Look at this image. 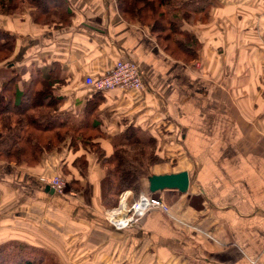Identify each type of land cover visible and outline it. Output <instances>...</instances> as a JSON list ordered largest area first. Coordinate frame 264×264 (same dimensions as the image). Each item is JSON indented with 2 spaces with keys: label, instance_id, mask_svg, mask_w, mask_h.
Wrapping results in <instances>:
<instances>
[{
  "label": "crops",
  "instance_id": "1",
  "mask_svg": "<svg viewBox=\"0 0 264 264\" xmlns=\"http://www.w3.org/2000/svg\"><path fill=\"white\" fill-rule=\"evenodd\" d=\"M65 1L64 24L37 23L30 7L0 14L15 36L0 68L20 67L19 89L31 71L49 74L52 114L70 132L34 165L0 161V245L39 247L57 264H264V0H208L207 18L184 24L200 43L187 62L113 0ZM117 58L138 63L144 88L84 84ZM128 127L154 138L161 161L147 173L186 171L188 186L153 192L166 212L114 229L101 216L100 159ZM39 175L65 178L63 194Z\"/></svg>",
  "mask_w": 264,
  "mask_h": 264
},
{
  "label": "trees",
  "instance_id": "2",
  "mask_svg": "<svg viewBox=\"0 0 264 264\" xmlns=\"http://www.w3.org/2000/svg\"><path fill=\"white\" fill-rule=\"evenodd\" d=\"M113 2L122 17L145 25L169 56L183 62L196 58L200 43L191 31L184 29V24L206 19L210 7L208 0L194 3L186 0ZM189 5L193 7L189 9ZM22 6H30L31 19L40 24H64L71 15L65 0H0V14H12ZM14 43L15 36L1 29L0 61L11 56ZM7 67L10 66L6 65L5 72L10 69ZM48 75L43 77L39 72L31 71L30 79L22 89L17 87V77L11 74L3 76L0 85V159L34 165L44 152L55 148L70 133L65 128L66 118L52 114L58 105V98L53 96ZM125 131V141L113 144L111 155L100 159L105 174L100 184L101 203L105 207L115 203L121 190L141 191L142 181L148 177L145 169L161 161L154 153V138L134 127ZM97 154L100 156L99 151ZM0 264L57 262L39 247L8 240L0 245Z\"/></svg>",
  "mask_w": 264,
  "mask_h": 264
},
{
  "label": "built area",
  "instance_id": "3",
  "mask_svg": "<svg viewBox=\"0 0 264 264\" xmlns=\"http://www.w3.org/2000/svg\"><path fill=\"white\" fill-rule=\"evenodd\" d=\"M83 82L86 86L99 92L117 87L124 89L144 88L138 63L118 58L102 75L97 77L85 76ZM38 180L57 194H61L63 191L64 180L61 176L39 175ZM116 202L112 207L102 209V216L114 229L135 226L151 208H158L162 212L167 210V206L150 192L149 194L140 192L134 199L131 198L129 190H124L118 194Z\"/></svg>",
  "mask_w": 264,
  "mask_h": 264
},
{
  "label": "water",
  "instance_id": "4",
  "mask_svg": "<svg viewBox=\"0 0 264 264\" xmlns=\"http://www.w3.org/2000/svg\"><path fill=\"white\" fill-rule=\"evenodd\" d=\"M177 173H162L148 175L147 189L148 192H155L163 188H174L179 191H184L187 188V172L176 171ZM46 192L52 193L53 190L47 185L43 186Z\"/></svg>",
  "mask_w": 264,
  "mask_h": 264
},
{
  "label": "rangeland",
  "instance_id": "5",
  "mask_svg": "<svg viewBox=\"0 0 264 264\" xmlns=\"http://www.w3.org/2000/svg\"><path fill=\"white\" fill-rule=\"evenodd\" d=\"M22 7H27V6H22ZM30 7V6H29ZM7 59V58H6ZM5 60V59H4ZM3 61V60H2ZM2 61H0V63H2ZM5 67H6V65H3V67L2 68H0V78L2 79L3 78V76H6V75H8V74H11V75H13V76H15V77H17L18 78V72L21 70L20 69V67H16V68H14V67H11L10 69H9V71H7V72H5ZM13 68V69H12ZM13 70V71H10V70ZM0 161H3L4 162V160H2V159H0ZM11 162H14L13 160H10ZM20 162V161H19ZM14 163H16V162H14ZM152 165V164H151ZM150 166V165H149ZM148 166V167H149ZM145 171H146V173H147V171H148V168H146L145 169ZM147 174H150V173H147ZM62 180H64V186H63V191H64V188H65V186L67 185V181H66V179L65 178H63ZM124 190H129V189H124ZM124 190H121L120 191V193L122 192V191H124ZM63 191H62V193L61 194H63ZM130 191V194H131V198H134L135 199V197H137V195L140 193V192H146V194H149V192L147 191V189L146 190H141V191H139V192H137V193H133L131 190H129ZM55 193V192H54ZM151 194L153 193V192H150ZM57 194V193H56ZM153 195V194H152ZM154 197H156L155 195H153ZM117 197H118V195H117ZM157 198V197H156ZM158 199V198H157ZM116 200H117V198H116ZM117 202H115V204H116ZM164 203V202H163ZM115 204H113V205H115ZM165 204V203H164ZM113 205H111V206H107V207H112ZM166 205V204H165ZM101 216H102V213H101ZM103 217V216H102Z\"/></svg>",
  "mask_w": 264,
  "mask_h": 264
},
{
  "label": "bare ground",
  "instance_id": "6",
  "mask_svg": "<svg viewBox=\"0 0 264 264\" xmlns=\"http://www.w3.org/2000/svg\"><path fill=\"white\" fill-rule=\"evenodd\" d=\"M54 192V191H53Z\"/></svg>",
  "mask_w": 264,
  "mask_h": 264
}]
</instances>
